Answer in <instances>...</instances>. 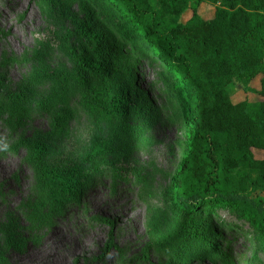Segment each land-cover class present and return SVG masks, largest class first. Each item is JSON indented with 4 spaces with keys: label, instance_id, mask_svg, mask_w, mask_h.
<instances>
[{
    "label": "rangeland",
    "instance_id": "1",
    "mask_svg": "<svg viewBox=\"0 0 264 264\" xmlns=\"http://www.w3.org/2000/svg\"><path fill=\"white\" fill-rule=\"evenodd\" d=\"M189 4L204 19L214 14L208 0ZM97 9L109 21L114 16L102 3ZM190 14L188 8L179 20ZM82 21L80 0H0V264H169L178 223L201 218L171 201V178L186 149L177 86L135 36L118 48L123 69L113 76L130 102L122 114L95 120L68 79L75 71L68 52L77 49ZM1 23L17 35L10 50ZM260 77L249 86L259 89ZM228 92L234 101L260 98L237 81ZM33 139L44 143L47 166L82 175L78 196L57 214L42 204L22 145ZM213 211L208 236L223 257L200 253L197 260L190 248L182 263L264 264L249 222L225 208Z\"/></svg>",
    "mask_w": 264,
    "mask_h": 264
},
{
    "label": "trees",
    "instance_id": "2",
    "mask_svg": "<svg viewBox=\"0 0 264 264\" xmlns=\"http://www.w3.org/2000/svg\"><path fill=\"white\" fill-rule=\"evenodd\" d=\"M208 1L215 10L204 19L190 0H80L84 21L77 49L68 52L75 67L68 76L71 88L95 120L122 114L130 102L113 76L123 69L118 48L135 36L175 81L186 149L171 178V201L179 212L201 218L178 223L182 228L169 264H183L190 248L197 260L200 253L223 257L208 236L216 208L248 221L264 250V156L252 151H264V0ZM98 3L113 12L110 21ZM188 8L191 14L181 22ZM258 74L259 89H253L249 82ZM235 81L260 98L232 100L228 89ZM22 145L42 204L51 214L61 212L78 196L81 173L47 166L40 139ZM111 241L112 236L108 247Z\"/></svg>",
    "mask_w": 264,
    "mask_h": 264
},
{
    "label": "bare ground",
    "instance_id": "3",
    "mask_svg": "<svg viewBox=\"0 0 264 264\" xmlns=\"http://www.w3.org/2000/svg\"><path fill=\"white\" fill-rule=\"evenodd\" d=\"M1 24L4 27L6 26L4 30V35L5 38L8 40L7 42L4 43V48L10 50L12 48V45H11V40L9 38L12 37L13 39H16L17 35L13 29H10L9 25H5L4 23ZM17 42H19V40H17ZM103 204H104V200H100L98 206L102 208ZM107 207H109V205H107Z\"/></svg>",
    "mask_w": 264,
    "mask_h": 264
}]
</instances>
